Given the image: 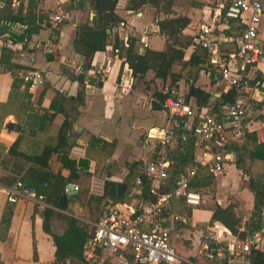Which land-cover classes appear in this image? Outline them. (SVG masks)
Masks as SVG:
<instances>
[{
	"label": "crops",
	"instance_id": "0c3cea01",
	"mask_svg": "<svg viewBox=\"0 0 264 264\" xmlns=\"http://www.w3.org/2000/svg\"><path fill=\"white\" fill-rule=\"evenodd\" d=\"M3 1L0 0V17L4 15L1 13ZM58 2L70 16L52 37L43 23ZM223 9V0H162L156 6L140 5L133 11L129 8V0H116L113 14L121 22L107 30L104 50L93 54L90 61V66L101 65L106 71L104 80L98 82L93 75L70 74L71 67L82 62L72 49L76 26L89 23L93 17L88 0H11L10 10L28 16L32 20L29 30L34 32L27 36L24 34L28 29L26 23L7 24L0 19V29H3L0 30V49L9 52L6 63L4 54L0 62V218L5 210L10 211L7 230L0 238V264L53 263L55 249L42 229L43 209L76 219L85 226L89 236L102 211L130 215L146 204L140 197V187L135 185V179L140 176L142 166L161 151L159 143L146 144L144 138L147 130L160 127L166 120L162 103L164 91L173 90L176 98L187 100L197 111L225 119L224 106L215 113H210V108L215 104L214 99L230 88L218 80V73L211 72L214 67L207 65L208 59H203L206 53L196 43L200 39V27L205 24L209 29L208 39L229 66L238 71V65L230 57L235 51L241 26L236 21L224 20ZM208 17H215L217 21L209 25L205 21ZM175 18L186 23L176 35V48L183 51L182 59L169 67L164 80L156 78L151 70L130 76L124 52L119 53L115 48L121 44L126 49L133 41L131 50L140 54L143 40L146 49L162 52L166 36L159 33L155 21ZM20 37L25 40L18 41ZM256 40L264 46V16L258 24ZM194 56L204 62L190 61ZM32 68L41 73L44 83L28 90L19 80V74ZM12 73L17 78L15 84ZM242 74L249 84L235 90V100L242 102L246 110L243 136L232 143L242 148L241 168L235 167L234 156V163L213 176V193L207 203L221 208L233 206L244 222L250 217L253 205L248 179L264 182V162L249 157L252 147L264 142V58L244 68ZM121 80L132 84L128 92H122L119 87ZM192 89L210 94L207 107L197 109L195 99L190 96ZM64 124L69 130L67 128L64 135L66 146L61 147L59 132ZM14 144H17L14 154H10L9 148ZM109 144H112L111 148ZM176 145L177 141L166 147L165 154H171ZM64 152L74 163V173L62 168L58 161L57 156ZM196 154L195 150L193 156ZM23 156L32 158L33 165L23 160ZM168 161V170H171L178 160ZM42 169L63 178L69 177L67 185L77 187L70 196L64 191L65 196L60 198L64 199L63 207L59 203L54 208L45 202L31 200L6 202L5 192L14 181L25 173L36 177ZM104 181L114 183L116 198L121 195L122 198L119 203L102 209L90 197L101 196ZM117 184L123 186L119 195H116ZM204 200L197 208L185 205L180 198L170 197L165 202L162 226L169 230L170 245L176 255L188 264H224L225 261L226 264H249L245 260L231 259L226 242L221 243L223 252L220 256L200 258L197 255L200 237L207 229L227 232L219 223L209 225L210 205ZM261 217L262 228L253 238L255 248L264 252V210ZM50 224V231L60 234L61 221L54 217ZM141 230L146 231L148 227L142 226ZM65 264L85 262L67 260Z\"/></svg>",
	"mask_w": 264,
	"mask_h": 264
},
{
	"label": "built area",
	"instance_id": "2783aa9c",
	"mask_svg": "<svg viewBox=\"0 0 264 264\" xmlns=\"http://www.w3.org/2000/svg\"><path fill=\"white\" fill-rule=\"evenodd\" d=\"M223 2L222 18L236 21L241 26L235 51L230 57L238 65V71L229 66L217 47L208 39L209 29L205 24L200 27L201 35L196 43L207 54L208 64L217 69L218 80L227 88L240 90L248 86L242 70L264 58V46L256 40L257 27L264 16V2L260 0H223ZM69 16V11L58 2L43 25L53 37ZM205 21L213 25L217 19L208 17ZM140 44L142 49H146L143 40ZM70 74L85 77L93 75L98 82H101L105 78L106 71L97 64L85 69L82 62H78L71 67ZM19 79L28 90L39 88L44 83L41 73L33 68L20 73ZM118 85L122 92H128L132 84L121 80ZM163 93L167 95L163 102L166 120L160 127L147 130L144 138L146 144L159 143L162 146L161 151H157L156 156L141 168V175L150 183L149 195L155 199L130 215L110 210L102 211L82 246L81 256L85 264H127L125 255H129L135 264H188L176 255L170 245L169 230L162 226L165 218V202L173 197L182 199L185 205L193 208L203 204L199 194L188 190L189 179L196 169H202L207 174L216 176L225 166L234 163V155L225 149L226 146L242 138L246 110L242 102L235 100L224 106L225 119L216 120L206 112L192 108L184 99L176 98L173 90ZM189 137L194 139V151L197 152L192 158L194 167L189 168L174 182L171 195L160 194V189L168 180L170 165L165 148L176 141L185 144ZM140 184L141 179L137 177L135 185L140 186ZM45 187L46 185L43 184L40 189ZM73 188L77 191L76 186ZM40 189L28 186L18 179L6 190V202L11 204L21 200L44 202ZM142 226L148 227V230H141ZM222 242H226L229 257L241 261H244V256L250 248L256 245L254 238L238 241L228 232L220 233L209 228L200 237L197 255L200 258L220 256L223 252Z\"/></svg>",
	"mask_w": 264,
	"mask_h": 264
},
{
	"label": "trees",
	"instance_id": "16d2710c",
	"mask_svg": "<svg viewBox=\"0 0 264 264\" xmlns=\"http://www.w3.org/2000/svg\"><path fill=\"white\" fill-rule=\"evenodd\" d=\"M116 0H88L90 8H92L93 17L89 23H79L76 26L75 38L72 42V49L76 55L82 59V65L85 69L90 68V61L96 52H101L107 44L108 35L106 31L111 28L112 25L119 24L121 21L113 14V9ZM162 0H129L130 10L136 11L137 7L140 5H150L156 6ZM4 7L1 13H4L0 19L4 20L10 24L19 23L27 24V30L24 32L28 36L33 33L34 30H29V25L32 20L28 16L23 17L18 12H13L10 10L11 0L3 1ZM41 20L38 21V23ZM45 21V20H44ZM160 34H165V46L162 52H153L148 49H143L142 53L138 54L131 50V45L133 41L128 43L126 49L120 44L115 49L119 53L124 52V59L127 64L128 71H130V76L135 74H144L146 71L151 70L154 72V76L158 79L164 80L166 72L169 67L182 59V50L179 49L176 43V35H178L181 30L185 27L186 23L179 18L168 19V20H156L155 21ZM4 23V22H3ZM34 23V21H33ZM42 23V22H41ZM38 28V25L35 26ZM3 30V29H0ZM57 35V33L55 34ZM25 40L22 37L18 41ZM5 55V63L8 60L9 52L0 49V62L2 61V55ZM208 59V56L203 55V59ZM203 59L195 56L190 59V61L195 60L199 62H204ZM209 67L211 65L207 64ZM217 73V69H211ZM13 84L17 81L15 75ZM20 80V79H19ZM249 84V82H248ZM167 95H162V103L164 102ZM190 96L195 99V104L197 109H202L208 106V102L211 99L210 94L205 93L199 89H192ZM237 93L235 89L230 88L227 92L221 94L219 98L214 99L210 108V113L216 112L227 104L234 102ZM187 103V100L184 99ZM216 120H221L219 115L215 118ZM68 126L63 125L59 132V142L61 147H65V132ZM69 130V128H68ZM247 142V141H246ZM17 144L12 145L9 148L10 154H14V148ZM109 144L108 147H112ZM253 150L249 153L250 158H255L264 162V142L257 146L252 147ZM242 148L240 145L231 144L226 147L227 152H232L236 156L235 167L237 169L241 168L239 164L242 157ZM194 152V139L189 137L185 144L177 141V145L174 151L170 154L167 152L166 158L172 160L174 163L176 160L177 164L173 165L171 170H168V180L166 185L160 189V194L171 195L174 189V182L179 178L180 175L186 173V166L189 168L194 167L192 162ZM68 155L64 152L57 156L61 167L68 170L69 173H74V163L72 160L67 158ZM23 160L28 161L33 165L32 158L22 157ZM191 166V167H190ZM187 167V169H189ZM185 168V169H184ZM46 169H42L41 173L37 174L36 177H32L29 173L23 175L19 178L23 183L31 187L41 188L43 184L46 185L45 189H40L44 196V202L48 205L57 208L58 201L63 198L66 185L69 183V177L63 178L59 174H51ZM19 173V170H18ZM20 174V173H19ZM141 179L140 184V197L145 203H150L154 201V197L149 195V180L140 174ZM32 180V181H31ZM15 182V181H14ZM248 189L253 196V205L250 212V217L246 221H242L240 217L236 215L233 210V206L228 205L225 208H221L216 204L210 205L211 217L209 220V225L213 223H219L227 232L235 237L239 241H243L246 238H253L257 232L262 228V210H264V182H259L258 180L248 179L247 183ZM214 187V177L207 174L202 169H196L194 175L189 179L188 190H191L198 194L200 190H210V194L213 193ZM122 195L118 198L115 196V184L109 181H104L102 186V194L100 197H90L97 205L105 209L106 206H112L115 203H119ZM56 218L62 223V231L60 234H56L50 231V220ZM42 218V229L49 235L53 246H54V261L52 264H65L67 260H78L81 261V251L82 246L88 238L85 226L79 223L76 219L69 216H62L60 214L54 213L51 209H43L41 212ZM10 220V211L5 210L0 218V238H2L3 233L6 232ZM34 254V249H33ZM127 264H135L129 255H125ZM244 260L249 264H264V252L256 249L254 246L250 248L249 252L244 256ZM226 264V261L223 262Z\"/></svg>",
	"mask_w": 264,
	"mask_h": 264
},
{
	"label": "water",
	"instance_id": "95a60500",
	"mask_svg": "<svg viewBox=\"0 0 264 264\" xmlns=\"http://www.w3.org/2000/svg\"><path fill=\"white\" fill-rule=\"evenodd\" d=\"M106 33H108V31H106ZM8 127H10V125L6 126L5 128H8ZM73 186L74 185H67L66 186L65 192H66L67 195L70 196L72 193H75V190H74ZM122 189H123V186L120 185V184H117L116 185V195H119ZM63 202H64V199H60L59 202H58L59 206L63 207L64 206V205H62Z\"/></svg>",
	"mask_w": 264,
	"mask_h": 264
},
{
	"label": "rangeland",
	"instance_id": "374dc122",
	"mask_svg": "<svg viewBox=\"0 0 264 264\" xmlns=\"http://www.w3.org/2000/svg\"><path fill=\"white\" fill-rule=\"evenodd\" d=\"M25 141V140H24ZM21 148V147H20ZM19 148V149H20ZM96 191V190H95ZM198 194L200 195V197H201V199L202 200H204V199H206V202L205 203H207V201H210V190H208V189H206V190H200L199 192H198ZM205 201V200H204ZM207 205H211V203L210 202H208L207 203ZM92 218H90V220H91ZM241 220H242V218H241Z\"/></svg>",
	"mask_w": 264,
	"mask_h": 264
}]
</instances>
